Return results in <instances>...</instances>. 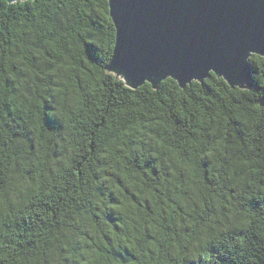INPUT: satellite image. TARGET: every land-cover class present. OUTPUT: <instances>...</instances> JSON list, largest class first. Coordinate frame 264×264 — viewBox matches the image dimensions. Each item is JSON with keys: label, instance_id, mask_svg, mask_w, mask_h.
I'll list each match as a JSON object with an SVG mask.
<instances>
[{"label": "trees", "instance_id": "16d2710c", "mask_svg": "<svg viewBox=\"0 0 264 264\" xmlns=\"http://www.w3.org/2000/svg\"><path fill=\"white\" fill-rule=\"evenodd\" d=\"M34 2L0 0V264H264V58L132 90L109 0Z\"/></svg>", "mask_w": 264, "mask_h": 264}, {"label": "water", "instance_id": "95a60500", "mask_svg": "<svg viewBox=\"0 0 264 264\" xmlns=\"http://www.w3.org/2000/svg\"><path fill=\"white\" fill-rule=\"evenodd\" d=\"M109 5L116 44L108 70L128 88L149 83L157 89L170 78L184 89L211 74L231 88H252L245 59L249 50H264V0H109ZM252 55L264 58L255 51L248 58ZM115 61L130 81L115 72ZM260 104L264 108V97Z\"/></svg>", "mask_w": 264, "mask_h": 264}, {"label": "clouds", "instance_id": "9594fccd", "mask_svg": "<svg viewBox=\"0 0 264 264\" xmlns=\"http://www.w3.org/2000/svg\"><path fill=\"white\" fill-rule=\"evenodd\" d=\"M260 52L262 54H264V50H249L247 56H246V59H245V63L247 64L248 68H249V71H250V78H251V73L253 71V65L252 63L249 61V53L250 52ZM253 84L255 85V87H257V84H256V81L253 80L251 78ZM164 145L163 147L161 145ZM160 147L163 149V148H166L167 145L164 144V143H161ZM5 200H7V204H5ZM17 203V192L11 187V185H5V186H0V206H4V210L6 211L7 210V205H11L13 207H15ZM5 205H6V208H5Z\"/></svg>", "mask_w": 264, "mask_h": 264}, {"label": "snow or ice", "instance_id": "6c2138e0", "mask_svg": "<svg viewBox=\"0 0 264 264\" xmlns=\"http://www.w3.org/2000/svg\"><path fill=\"white\" fill-rule=\"evenodd\" d=\"M3 3H8V0H3ZM14 6H19V5H14ZM32 6H33V7L35 6V2H34V0H32ZM113 67H114L115 72L120 73L122 76L126 77L128 81H130V77H129L127 74H125V73H124V72H123V71L117 66L116 61L114 62ZM224 75H228V74H227V73H224ZM164 76H167V75H164ZM178 78H179V77H178ZM112 79L115 80V81H116L117 83H119V84H124V83H125V79H119V80H117V78H116L115 75L112 76ZM133 83H135V84L138 85V84L141 83V82H140V81H136V82H133ZM165 83H167V81H165ZM161 146L163 147L164 145L162 144ZM5 208H6V205H5Z\"/></svg>", "mask_w": 264, "mask_h": 264}]
</instances>
